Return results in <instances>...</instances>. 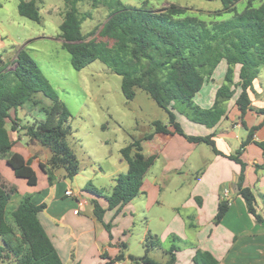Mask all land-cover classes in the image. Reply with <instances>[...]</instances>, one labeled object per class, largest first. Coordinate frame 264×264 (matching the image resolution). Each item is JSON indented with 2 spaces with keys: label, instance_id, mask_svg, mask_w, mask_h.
Here are the masks:
<instances>
[{
  "label": "trees",
  "instance_id": "1",
  "mask_svg": "<svg viewBox=\"0 0 264 264\" xmlns=\"http://www.w3.org/2000/svg\"><path fill=\"white\" fill-rule=\"evenodd\" d=\"M206 1H220L222 4V9L213 12V17L208 21L189 16L188 9L176 5L152 11L125 6L120 0H105L103 6L110 10L107 19L94 32L84 35L81 26L87 16H81L78 10L81 0H65L66 10L59 25V38L62 48L70 54L74 70L80 71L90 63L100 61L121 77V92L126 101H132L136 96L135 90L139 89L164 110L167 114L166 124L153 121V134H171L167 129L170 127L173 133L189 142L206 144L214 155L238 164L239 195L248 213L260 223L262 217L257 214L255 196L250 189L242 186L246 164L240 157L254 132L261 126L248 129L246 139L235 154L225 156L216 150L213 135L186 136L173 112L177 111L190 122L212 129L225 116L224 104L237 91L235 105L244 125L243 117L251 110L248 92L259 71L264 68V0H246L241 12H237L235 7L240 0ZM96 4L102 3L93 0V6ZM18 14L33 22L40 21L36 0L21 1ZM224 14H231V18L220 19ZM222 63L225 65L223 84L215 93L213 105L202 109L195 104L194 98L206 83L212 81L214 72ZM12 64L14 67L9 70L8 64L0 59V160L5 161L16 178L25 180L30 187L36 186L37 177L31 161L12 152L13 142L8 132L19 135L23 131L28 143L38 144L50 153L49 159L39 164L48 184L54 185L58 170L64 171L65 179L72 180L79 173L80 166L67 143L71 135L70 112L23 49L17 52ZM236 67L239 68V82L234 84ZM39 95L49 100V105L43 107L44 119L19 128L17 117L12 118L10 113H16L26 103L37 105ZM256 113L263 116L264 123V109ZM7 121L10 122L9 131ZM151 137L145 136V140ZM254 144L264 158V141ZM139 146L140 140H137L120 150L127 171L113 180L109 196H104L91 184H86L81 191L103 198L109 211L130 203L139 195L144 177L154 164V158L142 154ZM255 168L264 170L261 165ZM14 190L0 178V264H63L38 219L46 204H36L31 196H23L16 208L9 212L8 205ZM91 203L94 217L102 222L104 210L95 200ZM228 207V201L218 204L214 224L221 222ZM105 228L109 230L108 225ZM174 241H177L176 238ZM118 247L119 254L106 264L124 260L130 264L175 263L174 251L177 248L173 245L163 252L167 256L164 263L150 258V250L161 249V246L157 238L149 233L144 240L145 252L142 257H125L126 245L122 243ZM192 261L194 264H219L209 252L202 250H196Z\"/></svg>",
  "mask_w": 264,
  "mask_h": 264
},
{
  "label": "crops",
  "instance_id": "2",
  "mask_svg": "<svg viewBox=\"0 0 264 264\" xmlns=\"http://www.w3.org/2000/svg\"><path fill=\"white\" fill-rule=\"evenodd\" d=\"M223 68L218 78L215 80V71L212 81L206 83L196 95L198 100L195 104L200 108L207 109L213 105L215 93L223 84ZM238 70V67L234 68V84L239 82ZM259 74L248 92L251 110L243 117L245 127L235 105L237 91L224 104L225 116L212 129L190 122L177 111L173 112L186 136L213 135L216 150L225 156L235 154L246 139L248 129L261 126L254 132L240 158L246 164L242 186L254 194L256 211L262 217V222L255 221L248 213L239 191L235 192L233 185H238L240 166L226 157L214 155L212 150L207 154L201 150L200 144L191 143L173 133L170 127L167 129L171 134L152 132L148 134L152 135L150 139L145 140L148 135L139 139L140 152L153 157L154 164L144 177L139 195L120 209L112 211L107 210L103 198L104 201L85 195L81 190L86 184H91L104 196H109L113 180L123 174L124 170L127 171V164L120 156L117 160L119 168L108 176L109 184L105 188L93 183L91 176L96 175L94 170L90 172L91 175L84 176L81 185L75 182L79 172L70 180L73 186L65 179L64 173L56 175V182L50 186L39 169V164L49 159V151L38 144L23 145L24 138H18L15 132L12 134L9 131V138L13 142L12 152L31 161L37 184L34 187L28 186L25 180L14 176L4 160H0L1 180L15 188L8 211L16 208L23 196H31L36 204H46V209L38 215V219L63 264H106L119 254L118 246L122 243L126 245L125 257L132 255L128 253L123 237L127 228L130 225L134 227L136 222L144 226L143 240L148 233L155 236L162 253L172 245L177 248L174 251V264H194L192 258L196 250L209 252L219 264H264V170L255 168L256 165L264 166V158L254 144L264 141L263 116L256 113L264 109V87L259 82ZM15 116L14 113L11 117ZM163 123L166 124V121ZM67 190H72L76 198L66 196ZM93 200L104 210L102 222L94 217ZM79 201L84 204L79 213L75 214ZM221 201H228L229 207L221 222L216 225L213 220ZM105 225L109 226V230ZM166 242L167 246L164 247ZM142 245L144 248L143 242ZM157 250L151 249L150 253ZM125 263L123 261L120 264Z\"/></svg>",
  "mask_w": 264,
  "mask_h": 264
},
{
  "label": "rangeland",
  "instance_id": "3",
  "mask_svg": "<svg viewBox=\"0 0 264 264\" xmlns=\"http://www.w3.org/2000/svg\"><path fill=\"white\" fill-rule=\"evenodd\" d=\"M21 1L29 0H0V59L8 64V69L11 70L17 52L23 49L37 64L42 75L71 114L69 121L71 135L67 143L80 166V175L75 177V182L81 185L84 176L91 175L90 172L94 170L96 175L91 176L93 183L97 187L105 188L109 184L108 176L119 168L117 160L119 156L121 157L120 150L152 133L154 129L152 122L167 121V114L139 89L135 90L136 96L132 101H126L121 92V77L112 73L100 61L92 62L80 71L72 68L70 54L62 48V40L59 38V25L66 10L65 0H36L40 15L38 23L18 14V5ZM97 1L102 4L93 6V0H81L78 4L81 16H87L81 26L84 35L98 29L110 13V10L103 6L105 0ZM120 2L125 6L152 11L176 5L188 9L187 15L205 21L211 20L213 12L222 9L220 1L206 0H120ZM245 5L246 0H240L235 5L236 11H243ZM230 18L231 14H224L220 19ZM223 66L225 67L222 64L216 70L215 80L220 74L219 71L224 69ZM259 82L264 87V69L259 74ZM37 100L39 101L37 105L26 103L16 111L19 128L44 119L43 107L49 105V100L41 95ZM197 100L198 97L194 102L197 103ZM11 116H14L13 112ZM6 127L9 131V121ZM21 137L24 138L23 145L32 144L23 136V131L18 135V138ZM199 147L210 154L211 148L206 144H200ZM62 173L63 170H58L55 175ZM67 181L72 185L70 180ZM143 233L144 226L138 222L134 227L130 225L127 228L123 239L128 246L129 254L144 255ZM149 256L160 263L166 258L159 249L149 252ZM124 262L130 264L128 260Z\"/></svg>",
  "mask_w": 264,
  "mask_h": 264
},
{
  "label": "built area",
  "instance_id": "4",
  "mask_svg": "<svg viewBox=\"0 0 264 264\" xmlns=\"http://www.w3.org/2000/svg\"><path fill=\"white\" fill-rule=\"evenodd\" d=\"M65 195L68 196V197H71V198H76V194L72 190H67L65 192ZM83 204H84V202H82V201L78 202V209L74 211L75 214L79 213V211L82 208Z\"/></svg>",
  "mask_w": 264,
  "mask_h": 264
},
{
  "label": "water",
  "instance_id": "5",
  "mask_svg": "<svg viewBox=\"0 0 264 264\" xmlns=\"http://www.w3.org/2000/svg\"><path fill=\"white\" fill-rule=\"evenodd\" d=\"M233 186H234V188L236 190L235 192H238L239 191L238 185L237 184H234Z\"/></svg>",
  "mask_w": 264,
  "mask_h": 264
}]
</instances>
